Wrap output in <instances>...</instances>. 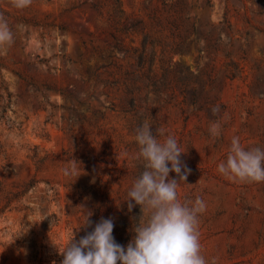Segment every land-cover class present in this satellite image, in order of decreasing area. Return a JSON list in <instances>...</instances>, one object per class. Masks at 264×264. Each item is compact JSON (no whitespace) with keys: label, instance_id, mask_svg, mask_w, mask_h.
Segmentation results:
<instances>
[{"label":"rangeland","instance_id":"rangeland-1","mask_svg":"<svg viewBox=\"0 0 264 264\" xmlns=\"http://www.w3.org/2000/svg\"><path fill=\"white\" fill-rule=\"evenodd\" d=\"M186 1L192 18L182 34L193 31V44L181 52L169 14H157V25L163 0H120L122 12L117 0H31L22 9L0 0L13 33L0 48V264H62L57 247L101 218L126 249L141 215L126 201L143 171L135 130L144 121L183 152L191 173L178 196L206 205L198 229L208 264H264V182L218 171L233 137L264 149V0ZM137 21L141 28L122 31ZM111 52L116 64L97 81L89 71ZM215 120L218 137L209 133Z\"/></svg>","mask_w":264,"mask_h":264},{"label":"clouds","instance_id":"clouds-1","mask_svg":"<svg viewBox=\"0 0 264 264\" xmlns=\"http://www.w3.org/2000/svg\"><path fill=\"white\" fill-rule=\"evenodd\" d=\"M12 4L22 9L31 0H12ZM12 40L7 20L0 17V48ZM219 112V105L212 107L213 115ZM155 128L153 134V125L144 121L135 130L136 158L143 161V171L127 194L129 212L135 205L141 210L132 228V241L126 249L116 243L112 219L101 218L94 230L79 241L74 234L66 246L57 247L63 257L62 264H208L202 255L198 229V217L206 205L200 197L195 201H180L178 188L187 181L191 170L181 161L183 152L177 140L166 134L163 127ZM220 128V120L213 121L210 135L218 137ZM77 163L73 159L74 168ZM218 171L234 181L264 182V149H245L239 137H233ZM170 172L177 178H170ZM91 215L88 212L83 228L91 227Z\"/></svg>","mask_w":264,"mask_h":264},{"label":"trees","instance_id":"trees-1","mask_svg":"<svg viewBox=\"0 0 264 264\" xmlns=\"http://www.w3.org/2000/svg\"><path fill=\"white\" fill-rule=\"evenodd\" d=\"M117 3H118L117 9H120V11L122 12V9L120 6V0H117ZM94 8L96 10H99L100 5L94 4ZM188 8H189V3L186 0H163V7L161 9L154 11L155 18L158 20L157 25H160V26H163L164 23H162L160 18H158L157 14L163 11L169 14L170 16L168 19L169 20L168 22L170 24L171 34L173 35L175 39L179 40V41L178 40L174 41V45L172 47L173 50H179L181 52H184L188 49H191V46L193 44V42H191L193 41L191 40L192 37L190 36L193 31H186V34H182L184 31L183 30L184 24L187 22H190L192 18V15H190L188 12ZM119 17L120 15L118 14H115L114 16H112L113 21H115L117 25H120L121 23V21L117 20ZM141 26H143V22L141 21L132 22L129 25L124 24V26L122 27V31H125V32L133 31L138 28H141ZM114 38L117 40V42L120 41L119 38L115 35H114ZM149 40H150V36H147L145 40V48L147 44L149 43ZM111 46L113 47V50H118V51L123 50L120 43H117L116 45H111ZM103 58H105V61L101 66H98L96 70L94 71H89L90 72L89 75L94 76L97 81L100 80L99 77L103 69L116 64L115 60L113 62L109 61V60H112L113 58L112 52ZM145 60H146V57L143 53L139 56V61L141 63L140 68L141 67L143 68ZM135 73L137 72H128V75L132 76ZM49 89L60 92L64 96L66 101H68L69 99L78 100L77 93L75 90H58L56 89V87H49Z\"/></svg>","mask_w":264,"mask_h":264}]
</instances>
